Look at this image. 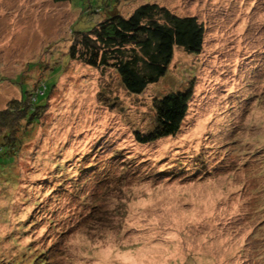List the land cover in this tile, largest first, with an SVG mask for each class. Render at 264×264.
<instances>
[{"label":"rangeland","instance_id":"rangeland-1","mask_svg":"<svg viewBox=\"0 0 264 264\" xmlns=\"http://www.w3.org/2000/svg\"><path fill=\"white\" fill-rule=\"evenodd\" d=\"M148 2L202 21V54L177 47L139 96L71 60L75 32ZM189 84L179 134L136 143L155 98ZM27 95L47 110L14 134L17 161L0 149V264L29 247L45 264H264V0H0V110Z\"/></svg>","mask_w":264,"mask_h":264},{"label":"trees","instance_id":"trees-1","mask_svg":"<svg viewBox=\"0 0 264 264\" xmlns=\"http://www.w3.org/2000/svg\"><path fill=\"white\" fill-rule=\"evenodd\" d=\"M75 33L69 49L71 60L98 69L103 75L113 70L124 89L139 96L167 74L177 47L188 54H202L206 27L195 16H180L166 6L148 2L138 5L128 17L113 13L92 29ZM193 97L194 87L189 84L185 91H170L155 98L152 126L134 131L136 143L148 145L178 135ZM46 107L47 101L39 103L37 96L28 99L27 95L12 100L6 109L0 110V149L4 151L6 147L11 159L17 161L22 147L21 137L14 134L40 123ZM11 240L16 245L18 238L13 235ZM27 250L19 253L16 264L46 263L45 250L36 249L39 252L35 256L32 247Z\"/></svg>","mask_w":264,"mask_h":264}]
</instances>
